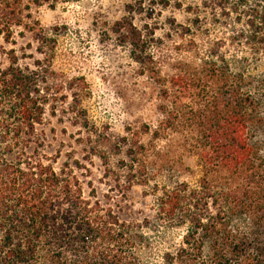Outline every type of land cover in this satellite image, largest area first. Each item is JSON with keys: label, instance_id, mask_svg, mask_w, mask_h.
<instances>
[{"label": "trees", "instance_id": "trees-1", "mask_svg": "<svg viewBox=\"0 0 264 264\" xmlns=\"http://www.w3.org/2000/svg\"><path fill=\"white\" fill-rule=\"evenodd\" d=\"M26 9L24 0H0L5 43L18 29L40 33ZM254 19L250 32L233 34L229 44L211 43L199 64L160 82L159 142L169 149L171 139L180 137L201 166L196 187L179 184L159 202V214L186 227L183 245L165 255V264H264V75L250 72L264 61V13ZM118 33L124 43H141L132 23ZM226 46L233 49L229 55L222 52ZM7 59L9 66L0 70V102H13L21 126L34 131L52 88H41V101L35 98L39 92L33 95L15 53ZM142 133L151 132L144 127ZM138 135L124 152L128 161L122 160L129 186H121V173L106 174L121 190H130L136 170L147 164ZM108 147L106 160L119 152L117 143ZM74 164L56 169L25 153L13 163L0 160V264H140L137 248L145 237L139 227L123 221L95 193L86 197Z\"/></svg>", "mask_w": 264, "mask_h": 264}, {"label": "rangeland", "instance_id": "rangeland-1", "mask_svg": "<svg viewBox=\"0 0 264 264\" xmlns=\"http://www.w3.org/2000/svg\"><path fill=\"white\" fill-rule=\"evenodd\" d=\"M42 1L24 0L40 33L18 29L9 44L0 38V70L15 53L33 83V95L39 92L35 98L41 101L46 97L41 88H52L50 103L32 131L21 126L13 102H0L1 164L24 153L56 169L76 168L78 162L75 172L85 196L95 193L123 221L139 227L145 237L137 248L140 264H165V255L183 245L186 227L159 214V202L179 184L196 187L201 166L198 157L182 148L180 137L171 139L169 149L159 142L160 82L199 64L211 43L229 44L233 34L250 32L249 22L264 13V0ZM126 23L137 28L141 43H124L119 37ZM232 51L222 49L228 55ZM250 72L264 75V61L253 64ZM144 127L151 133H142ZM136 134L147 164L136 170L132 188L125 191L106 174L109 169L121 173V186H129L122 160L128 161L124 152ZM114 143L120 154L113 151L106 160Z\"/></svg>", "mask_w": 264, "mask_h": 264}]
</instances>
